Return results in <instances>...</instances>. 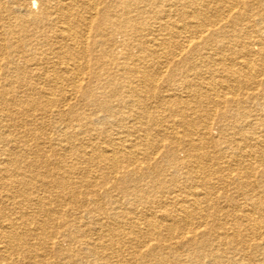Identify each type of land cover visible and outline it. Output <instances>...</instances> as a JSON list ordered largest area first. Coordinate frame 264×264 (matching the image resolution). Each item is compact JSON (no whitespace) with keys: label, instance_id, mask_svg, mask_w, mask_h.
<instances>
[{"label":"bare ground","instance_id":"obj_1","mask_svg":"<svg viewBox=\"0 0 264 264\" xmlns=\"http://www.w3.org/2000/svg\"><path fill=\"white\" fill-rule=\"evenodd\" d=\"M221 8L223 30L206 28ZM261 31L264 0H0V264H264ZM213 49L232 63L199 87L216 136L165 116L179 87L199 109L185 61ZM115 193L131 196L127 228Z\"/></svg>","mask_w":264,"mask_h":264},{"label":"rangeland","instance_id":"obj_2","mask_svg":"<svg viewBox=\"0 0 264 264\" xmlns=\"http://www.w3.org/2000/svg\"><path fill=\"white\" fill-rule=\"evenodd\" d=\"M259 2L257 1V2H254L253 4H250V6L249 7H247V8H250V9H252L253 10V8H254V10L255 9H258V8H261V6H262V4H258ZM252 7V8H251ZM257 7V8H256ZM246 7H244V6H238V7H236V10L237 11H241V12H243L244 10H246L247 9ZM202 11H204L203 9H204V7H202V8H200ZM224 10H225V8H221L220 9V13H221V15L218 17V18H216V20H215V17L214 16H211V15H208L209 16V18H210V20L211 21H219V19H221L222 18V14H224ZM176 18L177 19H179L180 17L179 16H175V15H173V17L171 18L172 20L173 19H175L176 20ZM210 23V24H208V25H206V28L208 27L209 29H216L217 30V32L219 31L220 32V30H223V27H222V23H221V21H219V23ZM221 24V25H220ZM221 26V27H220ZM225 29V28H224ZM260 35H261V37H264V31H261L260 33H259ZM219 39H221V41H222V43L223 44H228L227 42L230 40L231 41V38H229V37H226V38H220V36H219ZM210 46H212L211 48H214L213 46L214 45H210L207 41H202V42H200L199 43V47H200V49H202L203 50V52H204V50H205V48H209ZM133 53H135L136 52V49H134V48H131L130 49ZM208 50V49H207ZM216 50V49H215ZM211 53H212V55L211 56H206V57H204V58H200V59H198V60H196V58H191V57H189L186 61H185V64L189 67V70H187V74L189 73V75H187L188 77H187V80L186 81H189L190 83H191V89L192 90H195L196 92H198L199 94H202V96H199V99H197V100H199L200 101V105H201V107H200V105H199V109H196V107L195 108H192V106L194 107L195 105H193V104H196L195 103V101L196 100H192V99H194V98H190L189 99V97H188V99L186 98L187 96H188V92L185 90V89H182V88H180L179 87V89H180V91H178L179 92V94L180 95H182V97H184L183 99V102L181 101V102H177V103H173V104H171V105H173V107H171V108H169L170 110L169 111H167L166 113H165V116L167 115L168 116V114H169V116L171 115L172 117H174V118H179L180 119V117H183L187 122H189V123H194L195 124V128H198V129H200V130H202V127H204L203 125H205L206 124V128H208V130L211 132V134H212V136H216V134H217V132H218V129L220 128V126H221V123H222V121H221V119H220V116L218 115V110H220V106H218L217 104H214V102H212V100L211 101H208L207 100V98L205 99L204 98V93H203V91H201L200 89L201 88H199V87H201V86H208V83L207 82H209V83H212L213 85L214 84H216L215 82H218V81H220L221 79H223L222 77H221V74H220V67H222L223 69H228L230 66H232V63L230 62L229 63V61L227 60V59H225V58H228V56H231V53H230V51H224V52H218V53H216L215 51H214V49H213V51H210ZM215 54H216V56H215ZM225 54V55H224ZM224 57V58H223ZM213 58V59H212ZM207 59V60H206ZM219 59H221V60H219ZM225 59V60H224ZM217 60H218V62H217ZM199 61V62H198ZM221 61H223V62H221ZM209 62H211V63H209ZM203 63H205V64H203ZM228 64V65H227ZM231 64V65H230ZM180 65V63H176V62H170V64H169V69H174V68H177L178 66ZM194 66V67H193ZM213 66V67H212ZM193 67V68H192ZM217 70V71H216ZM190 71V72H189ZM191 71H192V73L193 72H197V74H196V76L195 75H192V76H190V73H191ZM202 71V72H201ZM212 71H214V73H211ZM204 72V73H203ZM191 73V74H192ZM157 74V76H158V73L156 72H154V75H156ZM201 77H200V76ZM203 75V76H202ZM199 76V77H198ZM198 77V78H197ZM212 77V78H211ZM220 77V78H219ZM182 78V77H181ZM205 78H206V80H205ZM176 79H178V78H172V79H170V82H168V83H170V84H177V85H180V81L181 80H176ZM219 79V80H218ZM166 80H168V77H167V79ZM214 80V81H213ZM192 81V82H191ZM184 83V81L182 82V84ZM204 83V84H203ZM207 83V84H206ZM194 86H193V85ZM199 84V86H197V85ZM160 86V85H159ZM158 86V87H159ZM193 86V87H192ZM217 86V85H216ZM215 86V87H216ZM157 87V89H156V91L157 92H160V91H162L163 90V87H159L158 88ZM161 88V89H160ZM197 89V90H196ZM189 90V89H188ZM198 90H200V91H198ZM185 91V92H184ZM186 93V94H185ZM212 96V95H211ZM205 100H204V99ZM191 100V101H190ZM192 102V103H190V102ZM185 102V103H184ZM210 102V103H209ZM211 104V105H210ZM149 105H152V103L151 102H149ZM176 105V106H175ZM184 105V106H183ZM210 107V108H209ZM189 108V109H188ZM216 108V109H215ZM175 109V110H174ZM215 110V111H214ZM173 111V112H172ZM198 111V112H197ZM201 111V112H200ZM178 112V113H177ZM180 113V114H179ZM212 113H214V114H212ZM176 114V115H175ZM183 114V115H182ZM199 114H204V116L205 117H203V116H201L200 118H198V115ZM186 115V116H185ZM188 116V117H187ZM192 116V117H191ZM191 117V118H190ZM211 117V118H210ZM158 118L160 119H157V126H158V124L161 122L162 124H164L166 121H164V116H162V118L160 117V116H158ZM167 118H170V117H167ZM207 118V119H206ZM162 119V120H161ZM166 120V119H165ZM192 120V121H191ZM201 120V121H200ZM210 120V121H209ZM160 121V122H159ZM204 121V123L203 124H201V122H203ZM160 123V124H161ZM156 125L155 126H153V128L154 129H152V132L154 133L153 135H157V137L158 138H160L161 137V134H157L156 133ZM193 128H191V129H189V130H191V131H194V129L192 130ZM142 132V131H141ZM143 133V132H142ZM167 144V143H166ZM158 149V148H157ZM175 150H176V155H179V157H183L184 155H185V153H186V148L184 147V146H179V147H175ZM157 150L156 149H154L153 150V152H154V154H153V158L150 160L151 161V163L154 165L156 162L157 163H159V164H161V165H163V166H166L165 164L166 163H168L167 161V157H165V153H166V148H162V149H158V154H157V152H156ZM156 155V156H155ZM155 157V158H154ZM141 160V162H142V164L144 165L145 163H146V161L147 160H145V159H140ZM128 168H130V166H128V164L127 163H121V167H120V169H119V171L121 172V174H124V172L128 169ZM144 171H142V170H136L135 171V173L134 174H136V173H143ZM171 172V173H170ZM177 174V176H179L180 174H182V172H180V171H178V172H173V171H170V169H168V170H165L164 171V173H163V177H165V176H167V175H176ZM160 177H162V176H158V177H156V178H160ZM155 178V179H156ZM103 179H105V176L103 175V176H100V179L99 180H103ZM108 181H109V183H108ZM103 184H106V186H114L115 184H116V182L115 181H113V180H110V179H107ZM129 185H130V187L132 188L133 187V185H135L136 186V184L135 183H133V182H129ZM139 185V184H138ZM177 185H178V183H177ZM182 184H180L179 185V187L181 186ZM115 187H118V185L116 184L115 185ZM177 188V187H176ZM165 189V187H163V189L162 188H160V189H158V190H164ZM118 190V189H117ZM98 191V192H97ZM162 192V191H161ZM161 192H159V194L158 193H156L155 195H153V196H151V197H149V198H147V201H143V202H140V204H139V202L138 201H136V202H133V204H134V206H136L137 208H139V209H142V210H145L146 208L145 207H147V206H152L154 209H155V206H157V203H156V201L158 202V201H160L163 197H162V194H160ZM96 193L99 195V197H101L102 196V193H101V190L100 189H97L96 190ZM117 196V197H116ZM156 196H158V197H156ZM131 196H128V195H126V196H124V195H122V194H120V193H118L117 195H116V193H115V197L114 198H116V200H117V208H118V211H120V212H122V213H120L121 214V216L119 217V220H121V224H123V226H122V228H127L128 227V225H127V222H128V220L130 219V218H132L133 217V215H134V213H130V211L129 210H131V208L133 207V206H131V204H128L127 202H128V198H130ZM162 197V198H161ZM120 198V199H119ZM120 200H122L121 202H120ZM156 200V201H155ZM130 201V200H129ZM150 201V202H149ZM119 202V203H118ZM149 203V204H148ZM122 206V207H121ZM139 206V207H138ZM141 206V207H140ZM157 208V207H156ZM123 210V211H122ZM129 212V213H128ZM125 224V225H124ZM65 242L63 243V246H65ZM127 244V243H126ZM126 252H124V254L122 255L123 257H126ZM130 255V254H129ZM134 254L131 252V255L130 256H133ZM204 262H206V259L204 260Z\"/></svg>","mask_w":264,"mask_h":264}]
</instances>
